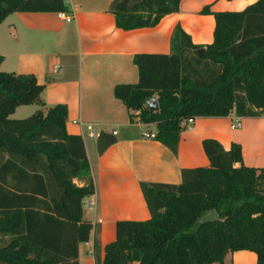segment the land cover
Here are the masks:
<instances>
[{
  "label": "trees",
  "instance_id": "1",
  "mask_svg": "<svg viewBox=\"0 0 264 264\" xmlns=\"http://www.w3.org/2000/svg\"><path fill=\"white\" fill-rule=\"evenodd\" d=\"M67 1L0 0V23L15 12H67ZM180 1L113 0L109 11L116 27L132 30L155 26ZM200 13L214 17L212 43L193 44L177 24L171 51L136 54L138 81L114 88L130 121L155 124L153 138L174 155L189 118L264 115V0ZM43 90L32 73L0 71V264H78L93 228L82 218V199L95 191L84 142L67 132V106H46ZM30 104L40 108L10 118ZM115 141L100 131L98 153ZM202 147L209 165L182 169L181 183H139L150 218L117 221L101 264H224L237 250L264 264V167L244 165L238 143L225 149L205 138ZM210 210L219 220L198 226Z\"/></svg>",
  "mask_w": 264,
  "mask_h": 264
},
{
  "label": "crops",
  "instance_id": "2",
  "mask_svg": "<svg viewBox=\"0 0 264 264\" xmlns=\"http://www.w3.org/2000/svg\"><path fill=\"white\" fill-rule=\"evenodd\" d=\"M112 1L68 0L65 13L72 15L70 21L58 13L15 12L0 23V31L5 30L0 70L7 56L17 59L14 72L32 73L44 85L46 106L65 104L67 132L81 136L84 142L95 191L82 199V218L93 228L88 241L78 246V264L102 263L105 245L115 239L117 221L150 218L141 181L179 184L182 169L207 167L203 139H216L225 149L238 143L244 165L264 167V115L239 117L231 112L222 117H196L186 123L174 155L150 135L156 131L155 124L137 118L130 121V111L114 95L116 85L138 81L136 54L171 51L175 25H180L193 44L207 45L213 42L215 22L212 14L200 13L204 6L209 5L212 12L240 11L256 0H181L178 11L165 15L155 26L132 30L116 27L109 11ZM20 25L38 35L23 34L27 50L14 53L9 39ZM39 46L48 51H40ZM236 117L241 125L233 129ZM78 121L91 124L98 132L116 131L115 143L98 153L97 137L90 136ZM256 263L257 256L250 250L233 251L224 258V264Z\"/></svg>",
  "mask_w": 264,
  "mask_h": 264
},
{
  "label": "rangeland",
  "instance_id": "3",
  "mask_svg": "<svg viewBox=\"0 0 264 264\" xmlns=\"http://www.w3.org/2000/svg\"><path fill=\"white\" fill-rule=\"evenodd\" d=\"M5 30L3 31V33L0 31V44H3V38L5 39ZM33 34V35H38V33L36 31H29L26 30L22 25H20L18 27V32L16 33V35L11 36V38L9 39V42L11 43V48H12V52L16 53L19 51H23V50H27V44L25 43V41L23 40L24 35L23 34ZM3 34V36H2ZM18 39V40H16ZM29 50H35V48L28 46ZM40 51L42 52H47L48 48L45 47H41L39 46ZM6 71V72H14L17 71V59H15L12 56H7L6 62L3 64V66H1V70L0 71ZM15 73H20V72H15ZM40 108V106H38L37 104H30V105H23L21 107H19L16 111L15 114L13 115L12 119H22L25 118L27 116H30L31 114H33L36 110H38Z\"/></svg>",
  "mask_w": 264,
  "mask_h": 264
},
{
  "label": "water",
  "instance_id": "4",
  "mask_svg": "<svg viewBox=\"0 0 264 264\" xmlns=\"http://www.w3.org/2000/svg\"><path fill=\"white\" fill-rule=\"evenodd\" d=\"M146 104L151 112L158 110V103L156 96H152L150 99L146 100ZM219 220L218 214L215 210H210L203 213L197 220L196 224L198 226L207 223V222H214Z\"/></svg>",
  "mask_w": 264,
  "mask_h": 264
},
{
  "label": "built area",
  "instance_id": "5",
  "mask_svg": "<svg viewBox=\"0 0 264 264\" xmlns=\"http://www.w3.org/2000/svg\"><path fill=\"white\" fill-rule=\"evenodd\" d=\"M58 15L63 20H66V21H70L72 18L71 14L65 13V12L58 13ZM192 122H193V119L189 118L186 123L190 124ZM77 123L80 125H83L86 128V130L88 131L90 136L97 137L99 135V132L96 131V129L91 124H84V123L79 122V121ZM240 125H241L240 119H239V117H236L231 123V128L235 129V128L240 127ZM113 134H116V131H113ZM150 135L152 137L154 136V134H150Z\"/></svg>",
  "mask_w": 264,
  "mask_h": 264
}]
</instances>
